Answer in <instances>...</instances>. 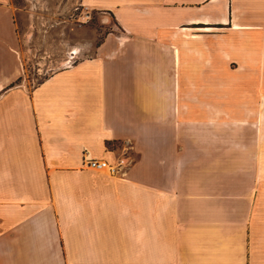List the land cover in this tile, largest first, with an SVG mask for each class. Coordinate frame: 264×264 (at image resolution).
Wrapping results in <instances>:
<instances>
[{"label": "crops", "instance_id": "1", "mask_svg": "<svg viewBox=\"0 0 264 264\" xmlns=\"http://www.w3.org/2000/svg\"><path fill=\"white\" fill-rule=\"evenodd\" d=\"M80 1L117 29L32 86L0 0V264H264V108L256 154L229 159L196 154V105L180 107L212 69L197 58L217 50L210 27L251 4ZM128 143L125 176L83 160Z\"/></svg>", "mask_w": 264, "mask_h": 264}, {"label": "rangeland", "instance_id": "2", "mask_svg": "<svg viewBox=\"0 0 264 264\" xmlns=\"http://www.w3.org/2000/svg\"><path fill=\"white\" fill-rule=\"evenodd\" d=\"M247 1L251 5L245 4L240 12L234 9L229 22L210 27L217 50L206 58L204 53L197 56L201 65L212 63L209 73L200 67L196 84L181 85L182 92L196 95L195 101L182 100L180 107L196 105L198 137L204 141H198L197 155L235 159L252 157L257 151L254 137L264 108V0H256L255 5ZM11 2L16 9L24 78L32 86L67 62L93 54L95 46L117 29L107 13L86 8L80 0ZM235 22L258 27L238 29L233 27ZM76 46L85 48L72 54ZM205 125L213 127L212 147L204 140L209 133Z\"/></svg>", "mask_w": 264, "mask_h": 264}, {"label": "built area", "instance_id": "3", "mask_svg": "<svg viewBox=\"0 0 264 264\" xmlns=\"http://www.w3.org/2000/svg\"><path fill=\"white\" fill-rule=\"evenodd\" d=\"M73 61H69L71 64ZM132 144L128 143L122 147V151L115 157L114 160H109L105 157L84 155V162L94 169L107 172L111 175L125 176L134 163V154Z\"/></svg>", "mask_w": 264, "mask_h": 264}, {"label": "bare ground", "instance_id": "4", "mask_svg": "<svg viewBox=\"0 0 264 264\" xmlns=\"http://www.w3.org/2000/svg\"><path fill=\"white\" fill-rule=\"evenodd\" d=\"M76 49V48H75ZM77 50V49H76Z\"/></svg>", "mask_w": 264, "mask_h": 264}]
</instances>
